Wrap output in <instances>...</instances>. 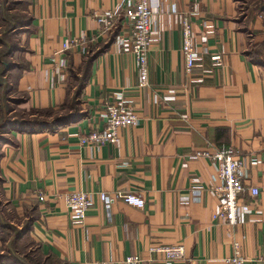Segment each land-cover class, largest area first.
Wrapping results in <instances>:
<instances>
[{
	"label": "crops",
	"instance_id": "0c3cea01",
	"mask_svg": "<svg viewBox=\"0 0 264 264\" xmlns=\"http://www.w3.org/2000/svg\"><path fill=\"white\" fill-rule=\"evenodd\" d=\"M18 1L23 19L15 21L22 28L19 53L26 67L17 91L26 99L24 107L60 111L65 118L39 130H10L9 141L0 143V203L15 215L18 233L29 223L25 237L61 264H121L132 254H140L142 264H226L237 241L246 264H264V0H160L153 24L162 37L149 50L144 92L132 54L118 52L115 39L110 43L129 26L121 23L103 35L96 18L128 0ZM183 16L200 51L189 75ZM72 39L79 43L64 50ZM171 88L175 100H155ZM120 90L138 123L121 128L118 143L83 144L84 136L106 127L105 104ZM74 96L82 108L64 116ZM222 145L259 161L248 164L244 179L247 187L261 190L245 225L213 217L218 198L209 185L216 164L198 153H214ZM197 187L199 200L192 198ZM72 191L92 195L82 220L67 204ZM100 191L135 192L146 204L117 200L109 215ZM6 242L0 234V264H12L2 250ZM180 243L185 258L175 262L150 252Z\"/></svg>",
	"mask_w": 264,
	"mask_h": 264
},
{
	"label": "built area",
	"instance_id": "2783aa9c",
	"mask_svg": "<svg viewBox=\"0 0 264 264\" xmlns=\"http://www.w3.org/2000/svg\"><path fill=\"white\" fill-rule=\"evenodd\" d=\"M160 7V0H128L123 5L114 9L97 14L96 18L102 25L103 35L115 33L122 25H128L130 30L122 36L118 34L113 46L117 51H126L132 54L139 72V85L141 91H146L149 86V50L153 43L160 41L161 30L154 27L153 18ZM175 10V9H174ZM182 23V52L184 55V69L189 75L195 68L199 59V45L189 19L186 16L181 18ZM128 28V29H129ZM208 37H203L206 42ZM79 43L72 39L64 43V50L71 49ZM216 61H221L220 55H215ZM202 81V79L197 80ZM176 99V89H169L163 95L156 94L155 100L158 103L168 102ZM104 118L106 127L100 131H91L82 138L83 144L101 146L107 143L119 142V130L121 128L136 125L138 116L132 102L128 99L125 90L117 91L114 98L105 104ZM199 155L209 157L215 164L217 172L209 185L210 191L218 198V205L213 217L230 225H245L249 216L256 213L255 201L260 196L261 190L257 186L247 187L244 183L249 163L257 164V159H251L239 153L230 145L220 146L214 153L209 151L199 152ZM193 199L201 198L202 189H193ZM100 200L103 202L108 214L117 200L143 208L145 199L138 193L117 192L109 194L107 191L99 192ZM243 197L247 199L243 201ZM45 199L44 195L40 196ZM68 206L73 212L76 220H82L87 216L93 206L91 193L86 191H72L66 195ZM259 211V210H258ZM150 252L162 253L167 263L175 262L185 258L186 248L183 244L151 247ZM226 264H246V257L242 253V245L237 241L233 244V253L224 259ZM143 257L140 254L128 255L121 264H142ZM102 264H119L116 261L103 262Z\"/></svg>",
	"mask_w": 264,
	"mask_h": 264
},
{
	"label": "rangeland",
	"instance_id": "374dc122",
	"mask_svg": "<svg viewBox=\"0 0 264 264\" xmlns=\"http://www.w3.org/2000/svg\"><path fill=\"white\" fill-rule=\"evenodd\" d=\"M18 2V0H0V120L8 107L9 110L13 109L14 111L9 115V118L45 121L51 124L56 118L60 117V111H39L24 107L23 103L26 99L23 98V93L17 91L19 74L26 67L19 53V51L21 52L19 44L22 28L20 22L15 21L18 18L23 19V6L17 7L16 3ZM11 9L13 10L9 11ZM7 18L9 20L5 21ZM75 82L78 81L75 80ZM81 104L82 102L74 96L73 101L67 104L62 114L65 116L71 109H75L76 112L79 111L82 108ZM14 216L12 212L8 211L7 205L1 202L0 234L6 241L8 240L6 244H3L2 250H5V255L10 256L13 264H61L57 261L47 260L38 250L37 244L25 237V231L20 230L21 232L18 233L20 228L15 224ZM18 218L20 217L18 216ZM27 225L28 223L25 227ZM25 227L22 229H25ZM17 237L22 240H18V243L14 244L13 241H16ZM15 258H19L24 262L17 263Z\"/></svg>",
	"mask_w": 264,
	"mask_h": 264
},
{
	"label": "trees",
	"instance_id": "16d2710c",
	"mask_svg": "<svg viewBox=\"0 0 264 264\" xmlns=\"http://www.w3.org/2000/svg\"><path fill=\"white\" fill-rule=\"evenodd\" d=\"M115 38H116V34L112 36L110 43H112V41H114ZM77 94H78V92H77ZM6 109H7V110H5L6 112L4 113V115L2 116V118L0 120V143L9 141L6 134L10 130L19 129L21 131H26V130L27 131H29V130L34 131V130H39L41 128H47L50 125H52V126L57 125L60 123V121L65 120V118L63 116H61L59 118H56L54 120V122H52L51 124H48V122H45V121L28 120V119H14L15 117L9 118V115L14 112L13 109L9 110L8 107ZM39 111H48V110H39ZM49 111H52V110H49ZM28 228H29V223H28L27 227H25V229H23V231L27 232ZM19 239H20V237H17L16 241H13L14 244H17ZM14 247H15V245H14ZM40 253H41V251H40ZM45 258L47 260L51 259V257L50 258L45 257ZM15 261L17 263L18 262H21V263L24 262L23 260H20L19 258H15ZM12 264H13V262H12Z\"/></svg>",
	"mask_w": 264,
	"mask_h": 264
}]
</instances>
